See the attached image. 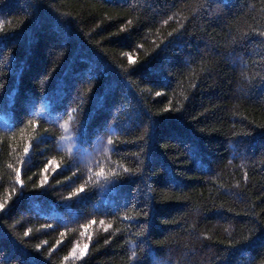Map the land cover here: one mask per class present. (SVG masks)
Returning <instances> with one entry per match:
<instances>
[{
  "label": "trees",
  "instance_id": "16d2710c",
  "mask_svg": "<svg viewBox=\"0 0 264 264\" xmlns=\"http://www.w3.org/2000/svg\"><path fill=\"white\" fill-rule=\"evenodd\" d=\"M0 205V264H264V0H0Z\"/></svg>",
  "mask_w": 264,
  "mask_h": 264
},
{
  "label": "snow or ice",
  "instance_id": "6c2138e0",
  "mask_svg": "<svg viewBox=\"0 0 264 264\" xmlns=\"http://www.w3.org/2000/svg\"><path fill=\"white\" fill-rule=\"evenodd\" d=\"M109 143H111V141H109ZM0 208H2V205H0Z\"/></svg>",
  "mask_w": 264,
  "mask_h": 264
}]
</instances>
